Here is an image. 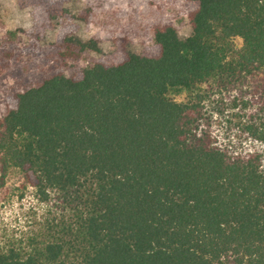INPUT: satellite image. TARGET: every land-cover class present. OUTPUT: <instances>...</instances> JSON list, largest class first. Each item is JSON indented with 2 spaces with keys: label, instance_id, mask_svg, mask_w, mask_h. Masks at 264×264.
<instances>
[{
  "label": "trees",
  "instance_id": "trees-1",
  "mask_svg": "<svg viewBox=\"0 0 264 264\" xmlns=\"http://www.w3.org/2000/svg\"><path fill=\"white\" fill-rule=\"evenodd\" d=\"M16 2L41 7L48 27L62 22L67 53H99L96 41L73 36L86 15L65 0ZM168 3L187 17L188 37L159 13L152 51L135 54L122 36L117 63L52 71L0 117V184L17 169L41 200L55 190L81 207L62 237L23 256L0 252V264H264L257 157L231 158L198 132L203 84L251 83L262 102L246 131L264 143V0ZM182 92L185 102L171 98Z\"/></svg>",
  "mask_w": 264,
  "mask_h": 264
},
{
  "label": "rangeland",
  "instance_id": "rangeland-1",
  "mask_svg": "<svg viewBox=\"0 0 264 264\" xmlns=\"http://www.w3.org/2000/svg\"><path fill=\"white\" fill-rule=\"evenodd\" d=\"M169 0H65L64 7L76 20L74 37L96 41L99 53H67L59 42L70 34L62 22L47 26L41 7L19 9L16 0H0V117L15 106V94L34 86L38 79L52 71L65 76L97 62L117 63L119 38L127 37L128 48L135 54L153 50L150 24L159 13L168 15L180 38L190 35L187 17ZM235 49L241 40L233 38ZM30 43L38 46L32 57L23 53ZM203 115L198 132L234 159L257 157L264 172V143L255 141L246 126L258 116L260 91L251 83L228 85L210 81L200 87ZM171 98L178 103L187 100L182 92ZM80 204L73 194L48 190L41 200L35 189L17 169H10L0 184V252L14 250L26 255L50 241L62 237L61 229L72 226ZM221 264H230L223 262Z\"/></svg>",
  "mask_w": 264,
  "mask_h": 264
}]
</instances>
